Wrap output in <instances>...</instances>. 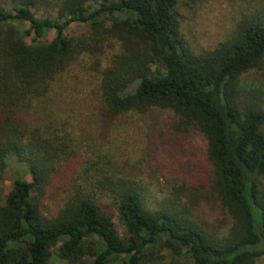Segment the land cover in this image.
<instances>
[{
  "label": "trees",
  "instance_id": "1",
  "mask_svg": "<svg viewBox=\"0 0 264 264\" xmlns=\"http://www.w3.org/2000/svg\"><path fill=\"white\" fill-rule=\"evenodd\" d=\"M208 1L0 0V264L264 258V0H226L223 38L196 49L181 11ZM157 112L206 140L222 228L179 174L161 197L104 141Z\"/></svg>",
  "mask_w": 264,
  "mask_h": 264
},
{
  "label": "rangeland",
  "instance_id": "2",
  "mask_svg": "<svg viewBox=\"0 0 264 264\" xmlns=\"http://www.w3.org/2000/svg\"><path fill=\"white\" fill-rule=\"evenodd\" d=\"M229 11L226 0H209L194 11L183 9L184 35L196 49L211 48L223 38L229 22ZM72 30L76 35L83 32L76 26ZM150 114L144 116L140 132L136 127L128 132L120 129L113 132L107 126L110 130L104 141L111 143L114 139L116 148L121 145L126 160L122 166L124 171L139 175L145 183L153 185L152 189L161 197L165 196L162 191L168 188L172 173L179 174V178L188 181L196 201L191 212L192 218L211 228H222L225 221L222 203L217 196L207 193L209 189L206 190L204 185L212 175L206 140L196 131L178 133L174 128L175 121L168 114ZM185 168L187 174H183ZM19 171V167L12 162L8 170L7 189L10 188L11 177H15ZM50 264L63 263L55 259ZM257 264H264V258Z\"/></svg>",
  "mask_w": 264,
  "mask_h": 264
}]
</instances>
